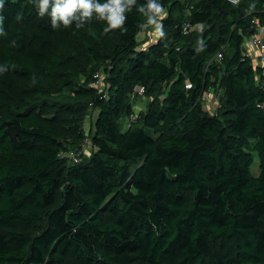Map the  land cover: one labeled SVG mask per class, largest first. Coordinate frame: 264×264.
<instances>
[{"label":"trees","instance_id":"obj_1","mask_svg":"<svg viewBox=\"0 0 264 264\" xmlns=\"http://www.w3.org/2000/svg\"><path fill=\"white\" fill-rule=\"evenodd\" d=\"M145 2L117 28L0 5V264H264V0H161L162 36Z\"/></svg>","mask_w":264,"mask_h":264},{"label":"clouds","instance_id":"obj_2","mask_svg":"<svg viewBox=\"0 0 264 264\" xmlns=\"http://www.w3.org/2000/svg\"><path fill=\"white\" fill-rule=\"evenodd\" d=\"M38 9V14L46 13L51 18L53 28L60 25L68 26L76 22L81 27L83 22L96 15L98 19L106 20L110 28L121 27L125 20V13L131 11L137 0H32ZM3 0H0V5ZM140 13L147 17V23L154 24L159 35H164L160 20L165 14L161 0H146L138 6Z\"/></svg>","mask_w":264,"mask_h":264},{"label":"built area","instance_id":"obj_3","mask_svg":"<svg viewBox=\"0 0 264 264\" xmlns=\"http://www.w3.org/2000/svg\"><path fill=\"white\" fill-rule=\"evenodd\" d=\"M228 1H230L233 4H238L240 2V0H228ZM249 40H250L249 42L248 40L245 42V49L248 55L251 56V58L255 62H257L259 59L264 61V28L258 25L256 32L252 35V37ZM248 44H250V46L255 47L259 51L260 57H258L257 54H255L252 49H249ZM221 57H222V54L219 53L217 58H221ZM94 84L99 87L103 86L102 78H100V75L97 77V80L95 81ZM137 90L140 94H142L144 92V87L138 86ZM220 93H221V90H219L217 93L214 91H210V90L205 91L202 96V101L204 102L205 106H207L208 108H211L212 110L216 109L217 104H218V98L220 97ZM90 117H91V114L88 115L86 126H88L89 124ZM135 117H136L135 114H132L131 116H129V120L126 126H129L130 122L133 121ZM85 143L88 146L89 142L86 141ZM87 146L84 145L82 150H73L72 152H70L71 161L74 163L79 162L81 159L82 152L88 153Z\"/></svg>","mask_w":264,"mask_h":264},{"label":"rangeland","instance_id":"obj_4","mask_svg":"<svg viewBox=\"0 0 264 264\" xmlns=\"http://www.w3.org/2000/svg\"><path fill=\"white\" fill-rule=\"evenodd\" d=\"M152 25V29H154V30H156V26L154 25V24H151ZM143 33V32H142ZM143 37H145V34H142V38ZM215 92V91H214ZM147 102H148V100L144 97H139V98H137L135 101H134V103H135V107H136V109L137 110H139V111H141V110H143V109H145L146 108V105H147ZM93 115L95 116V113H93V114H91V117H90V120H89V124H88V126L89 125H91V121H92V119H93ZM90 127V126H89ZM89 127H87V128H89ZM88 153L87 154H90V151H89V148H88ZM259 165V158H258V156L256 155L255 156V164H254V169H256V167Z\"/></svg>","mask_w":264,"mask_h":264},{"label":"crops","instance_id":"obj_5","mask_svg":"<svg viewBox=\"0 0 264 264\" xmlns=\"http://www.w3.org/2000/svg\"><path fill=\"white\" fill-rule=\"evenodd\" d=\"M148 32H149V31L146 32V30H145V31H143L142 34H145V33H148ZM149 33H152V34H151V37L154 36V32L150 31ZM145 36H146V34H145ZM141 37H142V35H141ZM249 39H250V38H249ZM249 39H248V42L250 41ZM248 47H249V49H252L253 52H254L255 54H257L258 57H260V56H259V51H258L255 47L250 46V44H248ZM256 64L261 65V66L263 67V69H264V61H263V60L259 59V60L256 62ZM134 105H135V104H134ZM135 109H136V107H135ZM136 110H137V109H136ZM137 111H139V110H137Z\"/></svg>","mask_w":264,"mask_h":264}]
</instances>
